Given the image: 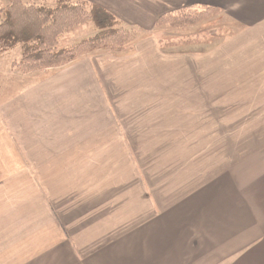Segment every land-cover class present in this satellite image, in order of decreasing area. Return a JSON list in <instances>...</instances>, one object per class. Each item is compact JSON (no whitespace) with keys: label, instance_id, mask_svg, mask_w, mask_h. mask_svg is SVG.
<instances>
[{"label":"crops","instance_id":"crops-1","mask_svg":"<svg viewBox=\"0 0 264 264\" xmlns=\"http://www.w3.org/2000/svg\"><path fill=\"white\" fill-rule=\"evenodd\" d=\"M94 1L145 30L188 5L221 8L226 41L195 96L264 112V0ZM132 64L149 69L85 57L0 103V264H264V142L237 150L218 130L207 144L148 129L156 82L125 80ZM136 111L144 119L128 124L147 132L125 123Z\"/></svg>","mask_w":264,"mask_h":264},{"label":"rangeland","instance_id":"rangeland-1","mask_svg":"<svg viewBox=\"0 0 264 264\" xmlns=\"http://www.w3.org/2000/svg\"><path fill=\"white\" fill-rule=\"evenodd\" d=\"M21 1L24 5L45 6L47 8H54L62 2L61 0ZM71 1H73L72 4L79 2V0ZM81 2L85 4H82L81 8L63 7L61 12L65 13L60 17L58 16L62 21L58 22L56 27H51L53 28L51 37H56L57 46L60 49L73 48L82 40L93 37L99 31L96 21L84 20L90 6L99 4L93 0H81ZM8 5V0H0V23L5 18L4 10ZM182 8L189 11V14H184V11L179 14L176 13L175 17L157 23L154 30H145L138 23L116 15L126 31L116 36L115 39L121 38V41L115 48H95L86 52L78 51L79 53L75 51L76 56L72 60L54 62L53 64L56 65L50 67L45 65V67L38 69H27L22 62L24 59L23 41L13 45L7 43L5 47L0 46V103L9 95L18 93L21 89L30 86L31 79L29 77L31 75L63 68L85 57L108 56L113 59L132 61L144 59L149 63L148 70L140 72L137 64H132L121 76L132 82L130 78L132 75L141 76L142 74V77L138 78L137 85L139 87L143 83H147V77L152 76L151 82H156L155 85H151V88L156 92L154 122L153 126L149 125L148 129L156 130L159 127L163 130L165 137H169L168 132L170 130L174 131V135L177 136L187 135L190 132L192 135L196 133V136L201 137L202 141H206L207 144L218 135V130L219 135L226 140L227 137L230 140L239 138V144L235 145L237 150L256 148L255 142L259 140L264 142V112L249 111L252 107L247 105L240 106L239 111L228 112L226 110V96L216 97L215 94L210 93V89L204 90L200 97L195 96L201 82H206V85L210 84L209 69L212 56L217 55L218 47L226 41L227 17L225 11L209 3L192 4ZM44 13H48V11ZM42 23L40 22L41 26L44 25ZM114 37L108 36V40L112 41ZM147 40H153L156 45L151 48V45L142 43ZM139 43L142 45L141 49L145 51L144 54L138 51ZM151 49L155 51L153 60H151ZM223 51L226 49L224 48ZM154 76L156 80H154ZM29 80L30 83H28ZM183 88L186 89V93L180 95V92L183 93ZM167 92H170L171 95H167ZM215 108L217 112L213 111ZM139 111H136L132 116L124 117L123 115V119L130 129H134L138 133H143V130L147 132L148 129L143 127L144 124L141 127L138 124L134 126L128 124L133 123L130 122L132 118L139 121L144 119L143 113ZM218 125L219 128H217ZM192 126L196 129H192ZM150 141L148 138V142ZM225 145L226 143L222 144L221 142L215 144V150Z\"/></svg>","mask_w":264,"mask_h":264},{"label":"trees","instance_id":"trees-1","mask_svg":"<svg viewBox=\"0 0 264 264\" xmlns=\"http://www.w3.org/2000/svg\"><path fill=\"white\" fill-rule=\"evenodd\" d=\"M61 1L60 5L58 4L56 7L47 8L45 6L24 5L21 0H8L9 5L4 10L5 18L0 23V46L5 47L7 43L13 45L23 41L24 59L22 62L27 69H38L45 67V65L50 67L56 65L53 64L54 62L70 61L76 56L74 54L75 51L86 52L95 48H115L121 41V38L115 39L116 36L126 31L116 15L102 6L92 4L90 10H87L84 20L96 21L99 28L98 33L91 38L82 40L73 48L60 49L57 46L56 37H51L53 31L51 27H56L58 22L62 21L58 16L60 17L65 13L61 12L64 9L63 7L81 8L82 4L85 5L81 0H79L78 4H72L73 1L71 0ZM45 11H48V13H44ZM182 12L189 14L186 9H178L175 12L163 14L159 17L157 23L159 24L170 17H175L176 13ZM40 22H43L42 24L44 25L41 26ZM108 36L115 37L112 41H109ZM51 62L52 64H49Z\"/></svg>","mask_w":264,"mask_h":264}]
</instances>
